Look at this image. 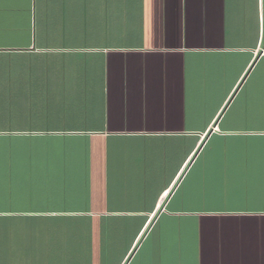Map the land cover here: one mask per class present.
I'll return each mask as SVG.
<instances>
[{
	"label": "crops",
	"instance_id": "crops-1",
	"mask_svg": "<svg viewBox=\"0 0 264 264\" xmlns=\"http://www.w3.org/2000/svg\"><path fill=\"white\" fill-rule=\"evenodd\" d=\"M0 264H264V0H0Z\"/></svg>",
	"mask_w": 264,
	"mask_h": 264
}]
</instances>
